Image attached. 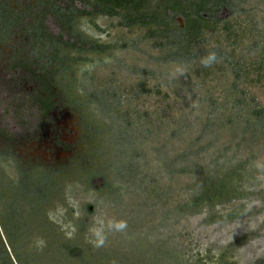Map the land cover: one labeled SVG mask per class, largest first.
I'll return each instance as SVG.
<instances>
[{
  "label": "rangeland",
  "instance_id": "1",
  "mask_svg": "<svg viewBox=\"0 0 264 264\" xmlns=\"http://www.w3.org/2000/svg\"><path fill=\"white\" fill-rule=\"evenodd\" d=\"M0 8V264H264V0Z\"/></svg>",
  "mask_w": 264,
  "mask_h": 264
},
{
  "label": "trees",
  "instance_id": "2",
  "mask_svg": "<svg viewBox=\"0 0 264 264\" xmlns=\"http://www.w3.org/2000/svg\"><path fill=\"white\" fill-rule=\"evenodd\" d=\"M60 10H66L65 6H60ZM103 11H110V9H104ZM66 18H68V16ZM8 21L9 16L7 14H4V10L0 8V29L3 27V25H7ZM82 37L84 38V36Z\"/></svg>",
  "mask_w": 264,
  "mask_h": 264
},
{
  "label": "clouds",
  "instance_id": "3",
  "mask_svg": "<svg viewBox=\"0 0 264 264\" xmlns=\"http://www.w3.org/2000/svg\"><path fill=\"white\" fill-rule=\"evenodd\" d=\"M209 59H212V57H209Z\"/></svg>",
  "mask_w": 264,
  "mask_h": 264
}]
</instances>
